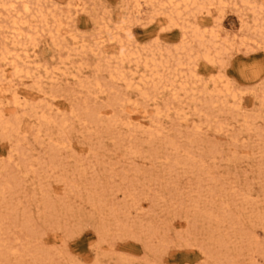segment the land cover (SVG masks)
I'll use <instances>...</instances> for the list:
<instances>
[{
  "label": "rangeland",
  "instance_id": "obj_1",
  "mask_svg": "<svg viewBox=\"0 0 264 264\" xmlns=\"http://www.w3.org/2000/svg\"><path fill=\"white\" fill-rule=\"evenodd\" d=\"M126 4L47 0L71 15L61 44L38 33L25 45L30 77L14 76L0 56V77L5 71L10 80L0 84L1 120L20 121L17 133L0 126V264H264V44L253 35V11L236 2L198 14L225 53L177 71L170 57L178 56L181 29L160 25L152 4L140 18ZM118 27H128L130 39ZM110 33L126 52L168 59L159 75L174 88L164 81L155 93L133 59L122 65L131 85L112 80L120 46ZM98 37L106 41L99 48ZM6 43L0 55L12 47ZM224 85L239 100L216 102ZM13 91L29 98L17 105ZM116 97L127 101L122 113ZM85 108L102 109L101 126L89 123Z\"/></svg>",
  "mask_w": 264,
  "mask_h": 264
},
{
  "label": "bare ground",
  "instance_id": "obj_2",
  "mask_svg": "<svg viewBox=\"0 0 264 264\" xmlns=\"http://www.w3.org/2000/svg\"><path fill=\"white\" fill-rule=\"evenodd\" d=\"M77 1H79V0H77ZM125 1H126L127 4H130L131 3L130 7L128 9H126V10H128L129 13H130V11H132V14L136 18H140L141 14L143 12V6H147L149 4H152L151 6L153 7V10H154L153 12L156 13L157 15L160 14V15L163 16L162 20H160V25L166 23L170 27H178L179 29H181V31H182V41L183 42L181 43V45L179 46L178 49L176 48V55L179 56L180 54H182L181 57H183V59H180L181 57H178V56H177V58H172L173 56L175 57V55H172L170 57V60L173 59L172 61L174 63V68H176L177 71H178V69H181V67L184 66L185 64L186 65L190 64L192 58L193 59L196 58L198 60L199 59H201V60L203 59L204 61H206L208 63H212V64L221 61L220 59H221L222 55L225 53L224 52L225 51V47H221L220 48V47L217 46L218 45L217 44L218 42H217L216 39H218V36H216L212 32L209 33L210 32L209 31L208 32L209 34H208V37H207L206 36V32L204 30H202L204 28V23L202 24V22H200V21L197 20V15L198 14H205V15L211 14L210 13L211 12V9H210L211 7H213V8L214 7L217 8V6L218 7H223V6H225L226 4H229V3H233L235 5V3L238 2L243 7L250 8L253 11V15H252L253 16V20H251V21L254 23V25H256L255 28H254L255 30L253 32V35L261 43L264 44V21L261 19L262 15L264 14V5H261V6H258V7L256 6L255 7L254 0H125ZM46 4H47V0H0V41H2L4 43L8 42L12 46L11 49H9L5 45V47H3V50L1 52L2 55H0V56L2 57V61L3 62L4 61H8V65H10L11 69L13 70V72H15V73H13L14 76L15 75H19L21 73H24V75H26L27 77H30V74L31 73H30V71H28L29 70L28 69V66H29V63H30L29 60H31L33 58V56L29 55L28 54L29 52H27V50L24 47H25V45L27 43L30 44V45H32V43L34 41V38H35V35H37L38 33H42V34L43 33H46V34H48L51 37V40H52L51 42L54 43L53 44L54 46H58L59 44H61V42L60 41L58 42V40H60L59 37L62 36L61 35V32H62V28L64 26L63 25V19H70L71 15L69 14V11L67 12V14L65 16L61 12L52 11L50 9V7L47 6ZM68 5L70 6V4H68ZM71 6L72 7H75L76 8V11L80 7V5L77 4V3L74 4V5H71ZM104 26L105 25L103 24V27ZM252 29H250V30H252ZM117 30H122L123 33L125 34V36L128 39H130V37H131V31H130V29L128 27L127 28L118 27ZM110 34L111 35H110L109 41L112 42V41L115 40V41H117L119 43L118 45L120 46V50L118 52V61H117L119 63V65L117 64V67L115 69H113L111 71L109 70L110 71L109 72V75H110V78L112 80H121V81L123 80L124 82L127 83V86H130L131 85L130 79L127 78L125 76L124 72L122 71V65H123V63L125 61L126 62L127 61L130 62L133 59L132 62H135V66L136 67H138V65L140 63H142V66L149 73V76L144 77V81L142 80V83L146 84L149 81L152 82V84L151 83H149V84L152 85V89L155 90V93H156V90H157L158 86H160L164 81H165V84L162 85L164 88L165 87L174 88V80H172L171 78H170V80H167V79H165L166 77H162V76H165V75H159V69H164L166 67V65L170 63V61H167L168 59L167 60L164 59V61L162 60L163 62H157V60L155 59V55H154V52H156V51L153 52V50H151L149 52L148 57L147 56L145 57V55H144V57L146 59L142 58L143 54L141 55L139 52L138 53L137 52H126L128 49L126 50V44H125V42L123 43V42L119 41V39L116 37L117 34L116 35H115V33H110ZM252 40H254V39H252ZM243 41H242V44H243ZM247 41H249V40H247ZM103 42H104L103 39H101V38L98 37L97 44H95V45L99 48L101 44L103 45ZM127 43H129V42H127ZM191 45H195V46L193 47ZM32 47H34V46H32ZM80 47H82V46H80ZM150 49H152V48H150ZM19 51H21L22 53H24V57L23 58L21 57V54H19ZM129 51H131V50L129 49ZM133 51H135V49ZM146 51H147V49H146ZM174 52H173V54H174ZM143 53H145V52H143ZM161 53H163V51H161ZM155 54H157V53H155ZM158 54L156 55V57L158 56ZM159 55H161V54H159ZM166 55H167V53H166ZM191 55H192V57H191ZM166 58H168V57L166 56ZM159 59H161V58H159ZM159 59H158V61H159ZM196 59H194L195 62H197ZM198 64H199V62H198ZM106 65H107V63H106ZM191 65H192V62H191ZM193 65H194V63H193ZM25 66H27V67H25ZM108 67L109 66H107V69H108ZM189 69H191V68H189ZM168 70H170V69H168ZM185 71H187V68H186ZM192 71H193V68H192ZM181 72L182 71H180V74H181ZM190 72H191V70H190ZM5 73L6 72L3 71L2 79L0 77V79H1L0 80V84H1L2 80L4 81V80H7L8 79L7 76L5 75ZM49 73H50V71H49ZM174 75H175V73L173 74V77L175 78ZM176 76H177V74H176ZM169 77H170V75H169ZM177 77H179V76H177ZM187 79H188V77H187ZM8 81H10V80H7V82ZM139 82H141V81H139ZM10 83L8 84V87L9 88L12 86V85H10ZM214 84H216V83H214ZM89 86H90V83H89ZM185 86H186V84L183 83V84H181L180 88L184 91L186 89ZM30 88H32V87H30ZM91 88L92 89L93 88L94 89L95 88L96 89H99L100 88V82L99 83L96 82L95 85H93ZM91 88H89V89L91 90ZM175 89H177V88H175ZM150 90H151V88H150ZM236 93L233 90H231L227 85H224L223 87H221V89H218L217 88L216 99L215 100H216V102H219L222 106H224L225 104H227V102H228L229 99H231L233 101L239 100L238 97H237V95H236ZM151 94H153V93H151ZM13 96H14V100H15L13 102L15 104H17V105L19 104L18 102L20 100H27V98H29V97H27L28 95L26 93H24V92L17 93L15 91L13 93L12 97ZM143 96L144 97H147V93H144ZM1 97L2 96H0V98ZM203 100H204V98H203ZM126 102L127 101L124 100L123 98L116 97L113 100L112 105L118 107V109H121V113H122V112H124V109H126L124 107V105L126 104ZM200 102H201V100H200ZM169 106H171V104H169ZM99 108H92V110L91 109H88V108H85L84 111H85V114L87 115V119H88L89 123L94 124V125L101 124V118H100L101 115H100V113L103 112V111H100L102 109L99 110ZM168 111H170V110L168 109ZM2 116L3 115L0 112V126H1V129L2 130H6V131L8 130L9 132L11 131L12 133L19 132V129H20L19 122L20 121L19 122L18 121H15V122H3L4 120H1V119H3ZM40 116H41L40 117V120H41V122H42L43 125L46 126V125L51 124V121L45 115L43 116V114H42ZM145 117H146L145 116V112H142L141 113V116H138L137 115V117L134 118V121L136 122L138 120H141V118L144 119ZM113 124L114 123H112L111 125H108V126L106 125L107 126V129H109L110 126L112 127ZM101 125H99V126H101ZM59 126L60 127H63L64 126V122H62ZM151 134L153 135V133H150L149 135H151ZM63 141L64 140L62 139L60 141V143L58 144V146H60V145L62 146L64 144ZM59 148L61 149V147H59ZM3 191H5V188L3 189ZM49 206H50V204H49ZM1 230H2V228H1Z\"/></svg>",
  "mask_w": 264,
  "mask_h": 264
}]
</instances>
